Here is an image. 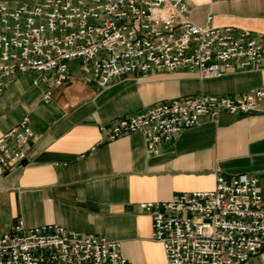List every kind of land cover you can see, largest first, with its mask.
I'll return each mask as SVG.
<instances>
[{
	"label": "built area",
	"instance_id": "obj_1",
	"mask_svg": "<svg viewBox=\"0 0 264 264\" xmlns=\"http://www.w3.org/2000/svg\"><path fill=\"white\" fill-rule=\"evenodd\" d=\"M210 17L206 18L209 21ZM88 67L102 89L124 75L222 77L264 62V42L247 31L193 23L182 0H25L0 2V96L5 81L27 72L49 75L42 99L71 79L68 63ZM264 113V87L233 95H188L159 101L100 126L107 140L139 132L156 155L200 117ZM23 117L0 136V175L29 159L33 137ZM165 264H244L264 251V193L246 175H217L214 189L142 202ZM0 264H133L117 240L81 235L56 224L22 221L0 234Z\"/></svg>",
	"mask_w": 264,
	"mask_h": 264
},
{
	"label": "crops",
	"instance_id": "obj_2",
	"mask_svg": "<svg viewBox=\"0 0 264 264\" xmlns=\"http://www.w3.org/2000/svg\"><path fill=\"white\" fill-rule=\"evenodd\" d=\"M22 1L0 0L9 7ZM182 1L195 24L247 31L264 42V0ZM68 66L70 81L53 87L47 100L41 97L49 75L27 72L5 81L0 136L27 117L33 137L29 159L0 175V234L19 221L27 227L56 224L119 241L122 256L133 264H165L140 203L211 191L217 175L252 177L264 193V113L200 117L156 155L139 132L107 140L99 131L159 101L262 88L264 62L243 70L232 66L207 80L182 73L124 75L102 89L88 67L76 68L77 61ZM244 264H264V251Z\"/></svg>",
	"mask_w": 264,
	"mask_h": 264
},
{
	"label": "rangeland",
	"instance_id": "obj_3",
	"mask_svg": "<svg viewBox=\"0 0 264 264\" xmlns=\"http://www.w3.org/2000/svg\"><path fill=\"white\" fill-rule=\"evenodd\" d=\"M78 66H81V64H80V62H79V61H77V66H76V68H77Z\"/></svg>",
	"mask_w": 264,
	"mask_h": 264
}]
</instances>
